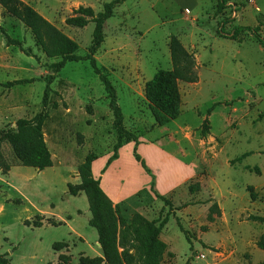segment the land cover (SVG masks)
Returning <instances> with one entry per match:
<instances>
[{
	"label": "rangeland",
	"instance_id": "374dc122",
	"mask_svg": "<svg viewBox=\"0 0 264 264\" xmlns=\"http://www.w3.org/2000/svg\"><path fill=\"white\" fill-rule=\"evenodd\" d=\"M25 1L77 41V54L85 56L95 23L80 28L66 19L79 6L98 13L113 0ZM218 2L118 3L95 55L116 88L125 127L138 135V153L158 180L155 190L164 192L170 205L150 189L152 177L136 159L134 141L106 167L118 134L108 94L90 61L67 62L44 103L49 66L59 59L48 58L31 30L0 6V153L10 166L7 173L0 168V253L9 264H78L81 256L103 254L79 174L90 153L98 155L95 178L117 160L110 175L125 195L119 205L126 220L134 212L150 220L168 216L162 264H264V47L255 31L231 38L237 26L257 27L264 37V0H233L221 12ZM6 34L31 47L32 55L8 44ZM173 35L193 54L197 79L178 82L180 116L160 126L145 88L157 72L173 69ZM18 79L28 81L9 85ZM38 113L46 115L43 132L53 160L43 170L24 165L2 139L19 119ZM154 146L184 162L189 172L185 181L183 175L171 179L181 184L169 193L164 184L174 163H153L151 155L163 160ZM192 184L199 190L192 193ZM214 203L220 214L211 212Z\"/></svg>",
	"mask_w": 264,
	"mask_h": 264
},
{
	"label": "trees",
	"instance_id": "16d2710c",
	"mask_svg": "<svg viewBox=\"0 0 264 264\" xmlns=\"http://www.w3.org/2000/svg\"><path fill=\"white\" fill-rule=\"evenodd\" d=\"M125 0H113L104 5V9L98 13L90 6H79L73 10V14L66 19V23L73 27L83 28L89 22H94L92 44L85 56H79L77 51L79 44L54 23L45 18L34 6L24 0H0V6L9 15L22 21L28 27L35 39L37 47L48 57L58 58L49 67L51 73L47 76V85L44 91V103L51 93V84L56 74L61 72L67 62L88 59L94 72L100 77L109 98V106L114 115V127L118 138L114 146L113 154L108 158L106 167L118 158L119 149L129 141L135 142V156L146 171L152 177L150 189L156 197L167 205L171 200L159 194L155 190V177L151 169L146 165L145 159L138 153V135L128 130L124 125V114L118 103L116 88L97 65L95 55L105 40V24L113 17L115 7ZM233 0H219L218 12ZM248 30L256 32V39L264 47V37L259 33V28L237 26L231 35L236 39L243 32ZM7 41L10 45L18 46L25 54L31 56L32 48L25 47L23 41L12 38L8 34ZM170 52L173 62L172 70H160L146 83L145 95L149 101V107L155 121L164 126L176 120L180 116L181 100L178 82L180 80L195 81L196 61L183 45L181 40L173 35L170 39ZM26 79H18L9 83L10 86L26 83ZM46 115L38 113L30 119L22 118L17 121L16 129L8 130L2 139L9 142L15 154L22 163L39 170L51 167L53 164L52 155L44 138L43 126ZM208 131L207 121L204 124V134ZM98 159L96 153H90L85 161L79 166L81 187L85 191L89 208L92 215L90 225L96 228L101 244L102 255L96 257L81 256L78 264H162L163 255L167 250V243L161 238L163 228L168 223L166 216L163 220H150L140 212H134L129 220H126L120 210V205L115 204L101 186V179L95 178L92 171V164ZM0 168L4 173L10 170L0 153ZM193 192L199 190L198 184L190 185ZM72 194L77 191L72 188ZM211 212L220 214L217 203L211 207ZM214 218L210 215V220ZM42 226V223L35 225ZM7 254L0 253V264H9ZM61 255L59 263L64 262Z\"/></svg>",
	"mask_w": 264,
	"mask_h": 264
},
{
	"label": "crops",
	"instance_id": "0c3cea01",
	"mask_svg": "<svg viewBox=\"0 0 264 264\" xmlns=\"http://www.w3.org/2000/svg\"><path fill=\"white\" fill-rule=\"evenodd\" d=\"M193 1L196 3V0H193ZM153 149H154L153 150L154 152H157L159 154V157L160 156L163 157V160H161V157H160V160H158L154 156L151 155V160H152L153 163L154 162H158V163H162L163 165H165V163L166 164L171 163V162L174 163V165H173L174 167H172L171 169H168V172H167V176H171L170 179H169L170 182H169V180H167L165 182V184H164L165 192L169 193L174 187H176V186L181 184V183L180 184L177 183L175 185V184L172 183L171 179H174V177H177L178 175H183V176H185L184 177L185 178L184 181H185L187 179V177H189V172H188V170H185V168H187V167L184 164V162H182L181 160H177L176 158H170L169 156H166L165 152L161 148H159L157 146H154ZM165 156L167 157V159L165 158ZM116 161L113 162L111 164V166H109L108 169L105 171V173L102 174L101 177H98V178L101 179V186L103 187L104 191L109 195V197L113 200V202L115 204H120V203L123 202L122 200L125 198V195H123L121 193V190L118 188L116 181H114L112 179V176L110 175V169H112L113 166H115ZM107 175H108V177H111V178L105 179L104 177L107 176ZM158 186H159V183H158V180L156 179V187H157V189H158ZM158 193L159 194H164V192H161V193L158 192ZM98 245H99V242H98ZM99 256H101V255H99Z\"/></svg>",
	"mask_w": 264,
	"mask_h": 264
},
{
	"label": "built area",
	"instance_id": "2783aa9c",
	"mask_svg": "<svg viewBox=\"0 0 264 264\" xmlns=\"http://www.w3.org/2000/svg\"><path fill=\"white\" fill-rule=\"evenodd\" d=\"M234 14H236V11H234Z\"/></svg>",
	"mask_w": 264,
	"mask_h": 264
},
{
	"label": "water",
	"instance_id": "95a60500",
	"mask_svg": "<svg viewBox=\"0 0 264 264\" xmlns=\"http://www.w3.org/2000/svg\"><path fill=\"white\" fill-rule=\"evenodd\" d=\"M99 245L101 246V244L99 243Z\"/></svg>",
	"mask_w": 264,
	"mask_h": 264
}]
</instances>
